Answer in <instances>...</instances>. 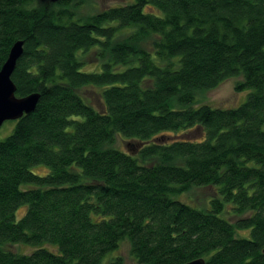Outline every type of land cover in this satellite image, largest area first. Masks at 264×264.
Segmentation results:
<instances>
[{
	"label": "trees",
	"instance_id": "16d2710c",
	"mask_svg": "<svg viewBox=\"0 0 264 264\" xmlns=\"http://www.w3.org/2000/svg\"><path fill=\"white\" fill-rule=\"evenodd\" d=\"M123 1L0 0V71L23 41L15 94L39 95L0 140V264H102L123 241L137 264H264V0ZM232 77L243 104L193 107ZM193 187L208 209L173 199Z\"/></svg>",
	"mask_w": 264,
	"mask_h": 264
},
{
	"label": "rangeland",
	"instance_id": "374dc122",
	"mask_svg": "<svg viewBox=\"0 0 264 264\" xmlns=\"http://www.w3.org/2000/svg\"><path fill=\"white\" fill-rule=\"evenodd\" d=\"M124 4L123 0H95V7L98 9H105L111 6ZM92 57V56H91ZM90 57V58H91ZM93 60V58H91ZM90 59V60H91ZM82 72H99L100 65L96 63H86L82 68ZM241 77H232L227 79L220 84L215 89L201 93L196 98V103L193 107L197 108L202 105H208L213 108L218 109H233L239 107L243 104L250 93V90L245 89L243 91H236L235 85L238 81H241ZM82 95L93 105L98 112L104 110V105L102 104V99L99 94H97L98 89L88 88L82 91ZM14 127L13 121L5 122L0 128V140L6 138ZM198 134H196L197 136ZM197 138V137H196ZM128 141L124 140L121 136L117 139V147L124 151H132L131 147L128 145ZM38 174L44 175L47 173L48 169L44 166H39L34 169ZM215 196V190L213 187H203L190 188L187 192L173 197V199L183 202L197 210H204L209 208L210 200ZM25 212V208H22L20 211L16 212V219H21L22 214ZM233 221V220H232ZM241 237H249V232L237 233ZM14 252L19 253H29L33 251V247L26 245H11L8 247ZM130 246L128 241H123L119 249L110 255H108L102 264H115L116 260L119 259L121 264H137L135 259L132 257L130 252Z\"/></svg>",
	"mask_w": 264,
	"mask_h": 264
},
{
	"label": "water",
	"instance_id": "95a60500",
	"mask_svg": "<svg viewBox=\"0 0 264 264\" xmlns=\"http://www.w3.org/2000/svg\"><path fill=\"white\" fill-rule=\"evenodd\" d=\"M52 4L60 0H42ZM23 41L16 42L0 71V128L7 121H16L24 115L32 113L39 100L38 94L17 98L16 87L12 75L17 61L23 55ZM264 253V252H263ZM188 264H205L203 259L192 261Z\"/></svg>",
	"mask_w": 264,
	"mask_h": 264
}]
</instances>
